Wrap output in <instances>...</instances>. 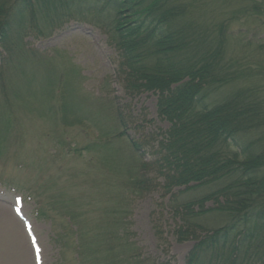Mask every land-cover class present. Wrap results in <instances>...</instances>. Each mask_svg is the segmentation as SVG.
Listing matches in <instances>:
<instances>
[{
    "label": "trees",
    "instance_id": "1",
    "mask_svg": "<svg viewBox=\"0 0 264 264\" xmlns=\"http://www.w3.org/2000/svg\"><path fill=\"white\" fill-rule=\"evenodd\" d=\"M239 2H248L244 15L264 20V0ZM200 12L204 27L193 25L179 0H0V162L12 143L22 141L20 111L34 113L54 134L50 140L62 148L56 161L69 153L92 154L81 172L85 194L77 198L61 188L68 177L54 163L57 183L48 168L34 184L16 187L35 203L37 217L50 222L56 264H158L134 241L136 199L160 190L172 204L177 195L204 189L205 195L174 207L177 242H194L184 264H264V142L257 136L264 130V95L242 84L244 75L227 57L232 40L250 48L263 44L233 38L230 20L225 21L229 26L214 27ZM76 13L105 16L126 89L156 96L158 117L170 128L153 165L143 162L136 141L122 132L111 136L124 127L116 113L108 130L98 118H87L97 131L92 144L80 149L64 138L69 88L65 84L55 92L67 82L66 65L60 64L61 75L52 57H43L26 41L34 31L47 36ZM256 70L253 74L264 79V68ZM124 142L127 154L116 149ZM210 202L217 207L206 209ZM209 214H226L231 222L214 229L198 223Z\"/></svg>",
    "mask_w": 264,
    "mask_h": 264
},
{
    "label": "rangeland",
    "instance_id": "2",
    "mask_svg": "<svg viewBox=\"0 0 264 264\" xmlns=\"http://www.w3.org/2000/svg\"><path fill=\"white\" fill-rule=\"evenodd\" d=\"M83 1L85 4L88 0ZM179 2L188 8V19L195 27H204L200 12L202 11L208 25L218 27L215 24L230 20V26L226 24L229 26L228 33L233 38L241 37L245 44L253 42L264 45V20L255 19L258 21L255 23L248 14H243V8L248 2L244 4L239 0H179ZM75 17L47 36L40 37L38 32L34 31L26 41L30 49L38 51L43 57H52L57 67L55 68L61 75L65 73L60 71L59 66L66 65L67 73L64 80L67 82L63 81L60 86L58 85L59 88L57 87L55 92L56 95L60 93V88L63 89L65 84L69 88L65 92L70 103L65 108L69 112L67 116L69 125L64 126L67 127L64 129V138L71 145L72 142L79 144L80 149L81 145L92 144L95 131L93 125L86 121L87 118L92 120L94 117L98 118L102 122L101 125L109 128L112 124L106 115L108 113L109 116L110 111V115L119 114L125 125L124 132L127 137L139 144L138 154L143 162L153 165L156 162L154 152L158 150V143L170 128L167 122L161 121L158 117L156 96L150 93L134 95L126 89L113 34L105 27L107 25L105 16L76 13ZM235 41L231 42L227 56L228 64L244 75L243 85L247 88L261 89L260 95L263 96L264 79L252 72L264 68L263 45H260L261 49L254 46L250 48L236 44ZM252 74L255 79L252 78ZM72 86L76 88L74 92H70ZM33 114L20 111L19 119L21 117L22 120L18 130L22 134V141L24 139L26 141L12 143L4 160L0 162V264H55L59 257L58 249L51 245L50 222L35 220L33 205L17 197L20 193L11 192L10 188L20 190L18 188L34 184L48 168H51V179L57 183L59 180L57 166L61 168L62 175L68 177V180L65 181L63 178V182L59 183L65 192L68 191V196L77 198L81 193L85 194L81 185V172L91 160L92 154L80 156L78 153V156L74 157L69 153L61 162L56 161L62 148H59L57 143L53 144L50 137L54 134L43 128ZM73 122H76L75 126L71 125ZM74 147L72 146V153H75ZM116 149L122 154L129 151L125 142ZM53 163L56 166H52ZM66 166L76 170L68 169ZM154 176V172H151L148 177L153 179ZM159 183L163 184V180H159ZM179 191L183 190H174L173 194H179ZM206 193L207 190L204 189L177 195V202L174 201L172 204L170 196L163 198L160 190L136 199L131 220L136 235L134 241L141 252L158 264H184L194 242H177L173 233L180 222L173 216L174 207ZM214 207L217 206L213 205V202L205 205L206 209ZM230 222L231 218L226 214H209L198 221L210 229L226 226Z\"/></svg>",
    "mask_w": 264,
    "mask_h": 264
},
{
    "label": "bare ground",
    "instance_id": "3",
    "mask_svg": "<svg viewBox=\"0 0 264 264\" xmlns=\"http://www.w3.org/2000/svg\"><path fill=\"white\" fill-rule=\"evenodd\" d=\"M174 88H175V86H172V89H174ZM230 92H231L230 90H226V93L230 94ZM257 136L259 138H261V140L264 142V130L261 131V132H259V133H257ZM179 190H183V189H179ZM262 211H264V208L263 207H262Z\"/></svg>",
    "mask_w": 264,
    "mask_h": 264
}]
</instances>
